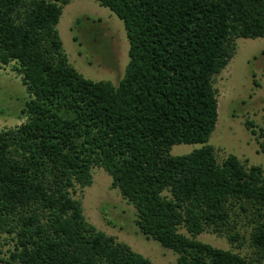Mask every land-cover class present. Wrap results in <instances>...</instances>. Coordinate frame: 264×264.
<instances>
[{"label":"trees","instance_id":"obj_1","mask_svg":"<svg viewBox=\"0 0 264 264\" xmlns=\"http://www.w3.org/2000/svg\"><path fill=\"white\" fill-rule=\"evenodd\" d=\"M97 1L129 39L118 84L69 62L57 28L69 0H0V67L14 62L31 95L27 121L0 131V234H14L11 263L153 264L88 222L72 196L100 167L137 209L140 231L178 264H264V169L233 154L219 162L208 143L214 77L236 38L264 37V0ZM176 144L203 146L172 155ZM242 216L255 223L256 260L197 238L211 228L235 241L227 229ZM0 262H10L1 249Z\"/></svg>","mask_w":264,"mask_h":264},{"label":"rangeland","instance_id":"obj_2","mask_svg":"<svg viewBox=\"0 0 264 264\" xmlns=\"http://www.w3.org/2000/svg\"><path fill=\"white\" fill-rule=\"evenodd\" d=\"M63 4V2H60ZM69 62L86 78L118 84L129 63V39L122 19L97 0H69L57 25ZM236 50L229 64L214 77L218 97V122L210 137L217 159L236 155L246 167L264 169V37L235 39ZM15 63L0 67V131L15 129L27 121L22 112L31 99ZM203 144H176L172 155H182ZM93 183L76 185L72 196L78 199L91 224L118 242L149 258L153 264H178V255L158 241L147 238L139 229L137 209L112 187V177L100 167L93 168ZM227 229L238 235L232 241L227 231L222 234L211 228L197 238L211 245L232 250L256 260L261 253L252 244L255 223L242 216ZM181 232L189 235L186 228ZM14 234H0V249L5 261L15 248Z\"/></svg>","mask_w":264,"mask_h":264}]
</instances>
